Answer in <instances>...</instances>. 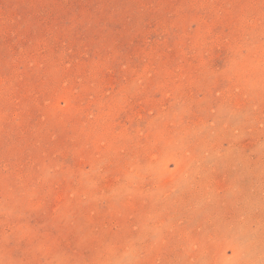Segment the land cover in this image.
Segmentation results:
<instances>
[{
    "label": "rangeland",
    "instance_id": "374dc122",
    "mask_svg": "<svg viewBox=\"0 0 264 264\" xmlns=\"http://www.w3.org/2000/svg\"><path fill=\"white\" fill-rule=\"evenodd\" d=\"M0 264H264V0H0Z\"/></svg>",
    "mask_w": 264,
    "mask_h": 264
}]
</instances>
